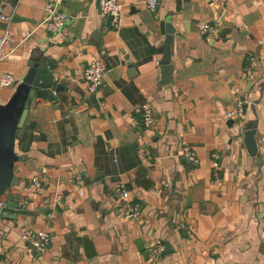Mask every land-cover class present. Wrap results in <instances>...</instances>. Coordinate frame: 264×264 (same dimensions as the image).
<instances>
[{
	"label": "crops",
	"instance_id": "0c3cea01",
	"mask_svg": "<svg viewBox=\"0 0 264 264\" xmlns=\"http://www.w3.org/2000/svg\"><path fill=\"white\" fill-rule=\"evenodd\" d=\"M10 1L0 6V35L12 33L0 78L21 82L36 60L58 88L32 99L17 139L0 264H264V0H158L155 11L119 0V29L99 0H58L68 23L56 33L40 26L48 0ZM169 17L174 79L160 84ZM205 21L218 35L201 34ZM95 59L104 84L92 93L84 75ZM14 91L0 85V105ZM238 106L243 114L229 117ZM133 203L140 216L127 218ZM40 230L51 237L44 253L21 236Z\"/></svg>",
	"mask_w": 264,
	"mask_h": 264
},
{
	"label": "water",
	"instance_id": "95a60500",
	"mask_svg": "<svg viewBox=\"0 0 264 264\" xmlns=\"http://www.w3.org/2000/svg\"><path fill=\"white\" fill-rule=\"evenodd\" d=\"M6 0H0V6ZM17 0H11L10 5H15ZM166 33L164 40L165 48L163 57L160 60V84H169L173 82V73L175 71V63L172 60V44L173 36L176 32L171 17L167 19ZM107 22H112V16L107 17ZM132 65V61H129ZM29 70L21 82H14L13 87L15 91L9 100L0 105V200L2 195L10 187L19 184L18 178L14 174V165L21 156L17 153L16 143L20 136L21 129L24 127L27 114L29 111L32 99L35 96L42 97L47 94L48 87L58 84L52 74L47 72L45 65H41L39 61H32L29 63ZM257 126V124L255 125ZM255 128H248L245 132L244 142L251 155H255L257 151V143L255 139ZM138 176L143 180H147L144 172H139ZM97 175L92 180L99 179ZM89 182L88 180H85ZM146 182V181H145ZM9 206L17 207L18 204L9 202ZM85 247L88 255H94L95 250L89 238L84 239ZM34 248V247H33ZM168 244H166V249Z\"/></svg>",
	"mask_w": 264,
	"mask_h": 264
},
{
	"label": "built area",
	"instance_id": "2783aa9c",
	"mask_svg": "<svg viewBox=\"0 0 264 264\" xmlns=\"http://www.w3.org/2000/svg\"><path fill=\"white\" fill-rule=\"evenodd\" d=\"M58 0H48L46 4V17L41 22V27H43L46 31L51 33H56L62 30L68 23V17L59 12L58 10ZM146 7L151 10L155 11L158 5V0H146L145 1ZM123 6L119 2V0H99V12L101 15L108 17L112 16V24L115 29H119L120 27V20L122 16ZM2 20L9 21L8 17L3 16ZM201 34L215 37L219 33V28L217 25L205 21L200 26ZM12 38V33L9 29L4 31L3 35H0V63H2L5 58L7 57L6 49L9 45ZM104 66L101 61L95 59L93 60L90 65L85 70V82L87 83V88L90 92L95 93L97 92L104 84ZM15 76L11 73H3L0 78V85L1 86H11L15 82ZM139 111L142 112V117L146 125L150 126L154 123V113L152 108L149 104H142L139 107ZM243 114L242 106H238L235 110L228 113L229 117H238ZM184 154L189 158L194 159L195 162L198 160L195 158L194 152L190 148H184ZM80 178V177H79ZM40 177H35L33 179V183L35 185H40ZM121 195L124 198H128L129 194L125 189H121ZM7 203L5 200L1 198L0 200V217L5 209ZM141 209L140 205L133 203L129 205L125 212V216L127 218H137L140 216ZM23 240L34 246L36 250L41 253L46 252L49 249L50 245V234L47 231L40 230V231H31V232H23L22 233ZM165 251V246L162 241L157 240L156 244L153 248V252L156 254H162Z\"/></svg>",
	"mask_w": 264,
	"mask_h": 264
}]
</instances>
